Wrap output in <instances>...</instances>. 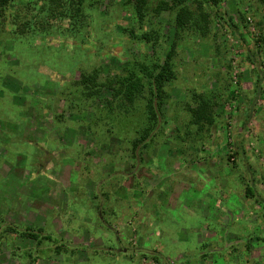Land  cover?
<instances>
[{"label":"rangeland","instance_id":"374dc122","mask_svg":"<svg viewBox=\"0 0 264 264\" xmlns=\"http://www.w3.org/2000/svg\"><path fill=\"white\" fill-rule=\"evenodd\" d=\"M72 3L14 0L0 18V264H264V3L187 0L209 32L178 38L177 0H148L142 18L133 0H84L81 16ZM155 31L153 53L141 37ZM174 40L177 77L135 159L144 101L119 114L114 90L87 99L79 82ZM192 92L211 98L203 130ZM243 206L250 225L232 221Z\"/></svg>","mask_w":264,"mask_h":264},{"label":"trees","instance_id":"16d2710c","mask_svg":"<svg viewBox=\"0 0 264 264\" xmlns=\"http://www.w3.org/2000/svg\"><path fill=\"white\" fill-rule=\"evenodd\" d=\"M14 0H0V18L3 15L5 8L9 3ZM136 2V11L140 18L145 15L146 6L148 0H133ZM187 0H177L179 10L176 14V35L178 38L186 26L195 29L200 32L201 35L205 36L209 32L210 16L201 7L198 15H196L189 7L186 6ZM213 3H217L218 0H212ZM264 3V0H260ZM84 0H73L72 7L77 10V16H81L82 6ZM154 10L158 15L162 11L170 9L164 1H158ZM80 18V17H79ZM27 25V23H26ZM25 27L27 28L28 26ZM157 32H146L142 35L141 39H144L150 43H153V53H155L157 42ZM177 42L173 41L172 46L163 59L151 58L142 62H136L134 69L127 71V73L121 75L117 79H108L107 82L100 83L99 71L92 73H82L80 84L83 86L84 95L87 99L97 95L100 92L101 86H107L114 90L117 97L121 98L120 104L116 107L119 114H123V111H128L135 104L143 100L145 105L143 108V121L140 123L139 128L136 131V137L131 140V155L133 158H137L151 145L155 144L154 136L156 135V128L161 123L163 117V106L170 94L167 92L165 85L177 77L175 69L174 58L177 55L176 48ZM258 82L260 80L258 79ZM191 97L193 98L194 104H187L186 109L190 114L191 122L197 125L203 130V125L211 124L214 121L212 114L211 98L206 94L198 92H192ZM142 160V157H140ZM1 230V225H0ZM29 237L38 238L40 234L34 232L33 229L24 232ZM48 238H50L48 236ZM1 240V239H0ZM60 249V248H59Z\"/></svg>","mask_w":264,"mask_h":264},{"label":"crops","instance_id":"0c3cea01","mask_svg":"<svg viewBox=\"0 0 264 264\" xmlns=\"http://www.w3.org/2000/svg\"><path fill=\"white\" fill-rule=\"evenodd\" d=\"M251 160V159H250ZM249 160V161H250ZM251 179V177L248 179V183H247V185H250L249 187H248V191L247 192H251V186L253 185V183H252V181L250 180ZM262 181H263V179H262ZM252 192H254V191H252ZM257 200H261V198H259V197H257ZM262 200H264L263 198H262ZM244 208L243 209H241V211H242V213L240 214L239 213V210H238V212L236 213L235 211V213L234 212H232V215H233V220L232 221H239V222H244V223H246V224H249L250 225V221H248L247 220V214H248V207L247 206H243ZM238 209V208H237ZM236 210V209H235ZM231 215V216H232ZM261 239V241H263L264 242V238H260ZM248 242H246V246L247 247H249V244H247ZM232 248H234V245H230ZM249 262V261H248Z\"/></svg>","mask_w":264,"mask_h":264}]
</instances>
